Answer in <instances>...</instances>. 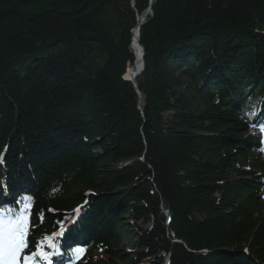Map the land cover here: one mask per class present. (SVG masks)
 <instances>
[{"label":"trees","instance_id":"trees-1","mask_svg":"<svg viewBox=\"0 0 264 264\" xmlns=\"http://www.w3.org/2000/svg\"><path fill=\"white\" fill-rule=\"evenodd\" d=\"M255 127L264 0H0V209L53 264H264Z\"/></svg>","mask_w":264,"mask_h":264},{"label":"snow or ice","instance_id":"snow-or-ice-1","mask_svg":"<svg viewBox=\"0 0 264 264\" xmlns=\"http://www.w3.org/2000/svg\"><path fill=\"white\" fill-rule=\"evenodd\" d=\"M16 203L21 204V200L18 199ZM31 208V204H23L18 213L7 219L5 212L14 213L15 209H0V264H39L37 258L52 264V258L62 254L58 238L63 232L46 234L35 250H29ZM83 252L82 247H74L67 254L79 259Z\"/></svg>","mask_w":264,"mask_h":264},{"label":"bare ground","instance_id":"bare-ground-1","mask_svg":"<svg viewBox=\"0 0 264 264\" xmlns=\"http://www.w3.org/2000/svg\"><path fill=\"white\" fill-rule=\"evenodd\" d=\"M136 34V33H135ZM133 36V41H132V48L135 53L136 60L134 64L130 67L127 68L125 77L126 79H133L134 77L138 76V73L140 72V69L142 68L141 66V52L139 50V45L137 42V35Z\"/></svg>","mask_w":264,"mask_h":264},{"label":"water","instance_id":"water-1","mask_svg":"<svg viewBox=\"0 0 264 264\" xmlns=\"http://www.w3.org/2000/svg\"><path fill=\"white\" fill-rule=\"evenodd\" d=\"M151 12H152V4H150V6H149L147 12H145L144 14H142L141 16H139V18H138V25H137L136 29H135L134 32H133L134 34L136 33L135 35H137L136 37H137V42H138V45H139L138 47H139V50H140V52H141V66H142V68L140 69L141 72H142V70H143V68H144V49L140 46V42H139V32H140V27H141L142 22L144 21V19H145V18H146ZM141 72H139L138 75H140ZM136 77H137V76H136ZM136 77H134L133 79H126V78H125V80L132 82V83L134 84V86L137 87V86H136V83H135V79H136ZM138 95L141 96L140 92H138Z\"/></svg>","mask_w":264,"mask_h":264},{"label":"rangeland","instance_id":"rangeland-1","mask_svg":"<svg viewBox=\"0 0 264 264\" xmlns=\"http://www.w3.org/2000/svg\"><path fill=\"white\" fill-rule=\"evenodd\" d=\"M147 10H148V9H147ZM147 10H146L145 12H147ZM145 12H144V13H145ZM144 13H142V14H144ZM142 14H141V15H142ZM150 14H151V13H150ZM150 14H149V15H150ZM141 15H139V16H141ZM139 16H138V18H139ZM138 18H137V21H138ZM144 20H145V19H144ZM141 25H142V24H141ZM135 29H136V28H135ZM135 29H134V30H135ZM134 30H133V32H134ZM139 34H140V32H139ZM133 36H134V33H133ZM132 41H133V39H132ZM143 69H144V68H143ZM142 71H143V70H142ZM140 72H141V71H140ZM137 77H138V76H137ZM137 77H136V78H137ZM124 79H125V78H124ZM252 131H253L254 133H256V134H258V135L264 137V131L261 130L260 128L253 129Z\"/></svg>","mask_w":264,"mask_h":264}]
</instances>
